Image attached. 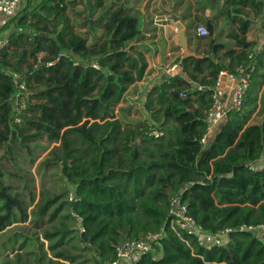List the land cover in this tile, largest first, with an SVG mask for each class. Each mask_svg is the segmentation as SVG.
<instances>
[{
  "label": "trees",
  "instance_id": "1",
  "mask_svg": "<svg viewBox=\"0 0 264 264\" xmlns=\"http://www.w3.org/2000/svg\"><path fill=\"white\" fill-rule=\"evenodd\" d=\"M29 2L0 29V33L11 25L15 29L7 36L9 46L0 53V145L8 148L13 140L42 137L58 144L46 164L59 170L65 186L58 196L63 201L50 220L61 209L70 217L71 212L78 215L83 228L78 243L94 253L96 264H109L117 244L158 230L165 222L169 199L184 189L181 199L189 215L212 233L232 229L227 242L204 251L184 236L187 245L167 228L157 247L160 257L146 254L136 264H264V244L252 233L238 231L241 226L264 225V168L255 172L247 168L264 157V45L254 51L253 44L237 42L244 50L233 66L245 63L254 51L256 67L241 108L227 114L214 138L205 137V119L219 71L209 58H184L185 78L169 76L149 90L144 109L150 126L123 127L115 118V107L146 69L142 52L133 44L142 36L138 9L115 2L106 6V0H81L87 18L100 11L98 21L85 26H100L104 32L89 45L75 32L67 13V3L77 0H41L30 11ZM221 7L242 35L253 23L250 12L264 25V0H221ZM212 47L214 52L222 49L218 43ZM60 52L69 57L47 66ZM75 59L78 66L72 64ZM93 63L99 69L92 68ZM189 65L195 72L206 65L211 80L193 88L196 76L190 74ZM6 72L19 74L28 92L19 124L14 122L17 90ZM152 129L161 136L150 135ZM6 190L0 186L5 213L0 216V231L10 223L13 210L21 208ZM69 193L76 201H68ZM55 199L45 201L39 214ZM58 245L59 239L49 249ZM55 257L72 264L78 259L66 252Z\"/></svg>",
  "mask_w": 264,
  "mask_h": 264
},
{
  "label": "crops",
  "instance_id": "2",
  "mask_svg": "<svg viewBox=\"0 0 264 264\" xmlns=\"http://www.w3.org/2000/svg\"><path fill=\"white\" fill-rule=\"evenodd\" d=\"M24 1L25 0L22 1L21 10L25 7H23ZM67 1L68 0H66V2ZM80 1L77 0L79 3H67L68 9H70V11L67 10V13L72 17L71 21L75 32L79 36L85 37L87 43L90 45L98 41V39L103 36L104 32L100 26L89 29L85 24L93 25L96 23L100 17V11L94 13L91 18H87L88 12ZM111 2H115L116 5L126 4L132 9H138L141 14V23L143 16L147 22L146 34L142 33L141 38L133 42L137 50L142 52L145 59L146 69L144 75L139 81H136L128 87L115 107V118L121 122L123 127H138L140 123H144L148 126L151 125L152 122L150 121L149 113L144 109V103L149 90L161 85L167 80L169 74L166 70L170 66L181 64V61L186 57H194L197 59L209 58L216 64L219 71L214 81L213 93L214 91L217 92L219 97L225 100L230 96L232 89L235 87V82L228 80L226 77H222L219 86H217L216 80L220 72H233L236 68L237 65L235 67L233 66L235 59L244 50L237 42L243 41L253 44L254 51L261 49L264 45V42H262L258 47L259 38L253 34L254 25L259 23L260 28L258 29V34L261 36L264 35V25L261 18H255L254 14L250 12L249 17L253 23L249 30L242 35L238 32V24H232L225 18L224 10L221 7V0H141L140 3L133 0H106V6ZM75 7L81 8L82 10L77 13L75 12ZM245 13H248V11L246 10ZM172 15L178 18L182 26L185 38L184 47L180 45L178 38L179 32L176 29V23L172 20ZM80 17L83 19L81 23L79 22ZM9 20V18L0 14V29L3 28ZM87 20H92L93 23H89ZM85 21L86 23H84ZM200 26L207 28L208 35L206 37H202L197 33L196 30ZM11 27L13 26L11 25ZM9 29L0 33V39L7 38L9 33H11ZM216 43L222 45V49L214 52L212 46ZM254 51L250 52V54L254 55ZM227 52H232V54L227 55ZM228 66H230V69H228ZM188 70L190 74L196 76V82L191 81L193 88H201V82L205 83L211 80L206 65L203 66L202 71H192V65L188 66ZM174 75L185 78L183 67L181 70H177ZM220 125H222V123ZM151 131L157 132L159 136H161L160 132L154 129ZM212 134L207 137V140L211 138ZM183 190L184 189L180 190L175 195L180 194L181 196ZM184 204L187 206L186 203ZM252 234L264 244L255 233ZM228 237L224 244L227 242Z\"/></svg>",
  "mask_w": 264,
  "mask_h": 264
},
{
  "label": "rangeland",
  "instance_id": "3",
  "mask_svg": "<svg viewBox=\"0 0 264 264\" xmlns=\"http://www.w3.org/2000/svg\"><path fill=\"white\" fill-rule=\"evenodd\" d=\"M28 1L30 11L41 0H25L23 7ZM81 10L75 7V12L79 13ZM88 21L93 23L92 20ZM79 22H83L81 17ZM253 28L254 36L259 38V47L264 42V35L258 34L259 23ZM14 30L13 27L9 29ZM57 145L47 143L45 137L25 142L21 138L13 140L8 148L4 144L0 145V186L7 188L6 193L15 197L21 205L20 210H13L10 223L0 231V264H72L56 258L59 252L78 256L73 264H96L94 253L85 250L78 243L80 224L65 209H61L50 220L51 213L63 201L58 196L65 186L59 170L46 164L54 158ZM54 198H57L55 202L48 205L44 213L39 214V207ZM4 214L0 201V216ZM57 231L67 232L56 235L51 240L45 238L46 234ZM58 239L59 245L53 250L49 249Z\"/></svg>",
  "mask_w": 264,
  "mask_h": 264
},
{
  "label": "built area",
  "instance_id": "4",
  "mask_svg": "<svg viewBox=\"0 0 264 264\" xmlns=\"http://www.w3.org/2000/svg\"><path fill=\"white\" fill-rule=\"evenodd\" d=\"M22 1L23 0H0V14L9 19L17 16V14L20 13ZM196 31L202 37H206L208 35V30L204 26L198 27ZM8 46L9 41L7 38L0 39V53ZM67 57H69L67 52H60L54 61L47 63L46 65L52 66L57 60ZM72 64L73 66H78L79 61L75 59ZM91 66L94 69H99L96 63L91 64ZM255 67V57L253 54H249L246 62L237 65L233 72L219 73L216 80L217 86H219L221 78L226 77L228 80L235 82V87L232 89L230 96L225 100H222L215 91L212 94V103L205 119L206 138L215 132L217 127L225 120L229 112L239 110L241 108L243 99L249 89ZM181 69L182 65L179 63L167 68L166 72L169 76H173L177 70ZM6 73L12 77L16 86L17 92L14 97V108L17 115L14 122L19 124L21 119L18 115L22 114L25 109L28 92L25 82L22 81L19 74L14 72ZM150 135L158 137L159 133L152 131L150 132ZM247 168L253 172L261 171L264 168V157L256 164H248ZM68 201H76V198L72 193L68 194ZM71 216L78 222V224H80L79 230L82 232L83 228L81 225V218L72 212ZM167 228L187 245H189V242L184 238V236L192 239L196 246L204 251H210L214 247L224 244L228 235L233 231L232 229H224L216 233H211L204 230L191 216L188 215L187 206L182 203L180 194H177L169 200L168 212L165 223L162 227L157 231L146 233L141 239L126 240L117 244L114 247V260L109 264H136L140 258L146 254H153L156 258L160 257V253L157 252V247L159 246L160 241L166 238ZM238 231L255 233L257 237L264 242V226H241L238 228Z\"/></svg>",
  "mask_w": 264,
  "mask_h": 264
},
{
  "label": "water",
  "instance_id": "5",
  "mask_svg": "<svg viewBox=\"0 0 264 264\" xmlns=\"http://www.w3.org/2000/svg\"><path fill=\"white\" fill-rule=\"evenodd\" d=\"M172 20L176 23V29L179 32L178 38H179L180 45L182 47H184L185 38H184V33H183V30H182V26L179 23L178 18L174 17L173 15H172ZM146 32H147V22H146L145 17L143 16L141 33L146 34ZM221 129H222V125H219L216 131L221 130ZM215 134H216V132L212 134L211 139L215 137Z\"/></svg>",
  "mask_w": 264,
  "mask_h": 264
}]
</instances>
